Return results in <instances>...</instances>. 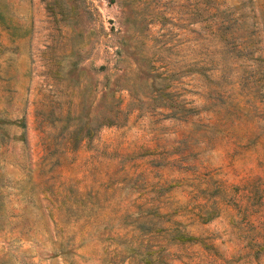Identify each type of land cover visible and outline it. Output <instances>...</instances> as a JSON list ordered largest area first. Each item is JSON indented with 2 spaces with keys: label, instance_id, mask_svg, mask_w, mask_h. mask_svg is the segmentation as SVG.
Masks as SVG:
<instances>
[{
  "label": "rangeland",
  "instance_id": "1",
  "mask_svg": "<svg viewBox=\"0 0 264 264\" xmlns=\"http://www.w3.org/2000/svg\"><path fill=\"white\" fill-rule=\"evenodd\" d=\"M0 264H264V0H0Z\"/></svg>",
  "mask_w": 264,
  "mask_h": 264
}]
</instances>
